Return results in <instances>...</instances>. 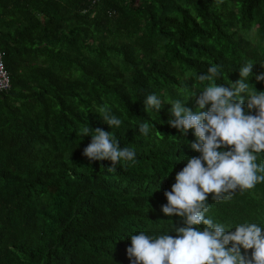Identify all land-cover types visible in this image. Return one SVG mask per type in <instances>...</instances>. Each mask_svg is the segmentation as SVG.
I'll use <instances>...</instances> for the list:
<instances>
[{"label":"trees","instance_id":"16d2710c","mask_svg":"<svg viewBox=\"0 0 264 264\" xmlns=\"http://www.w3.org/2000/svg\"><path fill=\"white\" fill-rule=\"evenodd\" d=\"M0 48L10 77L0 92V264H132L131 235L176 236L185 226L162 206L200 153L194 130L168 124L171 101L196 112L199 91L239 81L247 63L248 83L264 92L255 79L264 73V0H0ZM213 65L222 77L200 84ZM150 94L164 102L160 112L145 111ZM105 105L119 128L100 117ZM85 126L111 132L134 161L115 172L110 160L89 161ZM208 203L206 218L228 230L264 228V183Z\"/></svg>","mask_w":264,"mask_h":264},{"label":"clouds","instance_id":"9594fccd","mask_svg":"<svg viewBox=\"0 0 264 264\" xmlns=\"http://www.w3.org/2000/svg\"><path fill=\"white\" fill-rule=\"evenodd\" d=\"M253 66L252 63L242 66L239 81L228 87L209 83L199 91L196 112L185 106L188 100L175 99L169 104L172 119L168 124L184 136L194 130L196 140L190 147L200 153L198 157H187L171 191L165 192L167 204L162 206L166 216L183 218L185 226L175 228L176 236L167 233L149 236L144 232L131 235L127 256L132 264H264V228L255 222H245L236 225L233 231L206 218L209 196L215 202L231 200L237 190H252L264 183V165L257 163L258 156L264 153V92L248 83ZM220 77L219 66L213 65L197 80L204 84ZM255 79L264 82V73ZM242 94L247 95V112ZM163 105L156 94L148 95L144 101L146 112L149 109L160 112ZM208 105L210 109L204 111ZM253 111L255 114H250ZM99 112L109 128L121 126V119L111 114L107 105ZM149 130L146 122L139 125L141 134L147 136ZM84 136H91V142L83 155L93 162L110 160L109 172H115L121 161L135 159V151L122 148L109 131L101 128L93 131L85 126L81 132V137Z\"/></svg>","mask_w":264,"mask_h":264},{"label":"built area","instance_id":"2783aa9c","mask_svg":"<svg viewBox=\"0 0 264 264\" xmlns=\"http://www.w3.org/2000/svg\"><path fill=\"white\" fill-rule=\"evenodd\" d=\"M97 0H93L96 3ZM10 89V77L4 65V52L0 48V92Z\"/></svg>","mask_w":264,"mask_h":264}]
</instances>
